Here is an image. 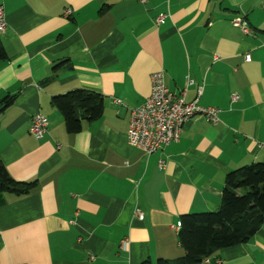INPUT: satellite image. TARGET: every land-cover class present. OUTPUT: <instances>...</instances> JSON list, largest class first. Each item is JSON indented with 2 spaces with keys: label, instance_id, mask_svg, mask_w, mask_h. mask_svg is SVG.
<instances>
[{
  "label": "crops",
  "instance_id": "crops-1",
  "mask_svg": "<svg viewBox=\"0 0 264 264\" xmlns=\"http://www.w3.org/2000/svg\"><path fill=\"white\" fill-rule=\"evenodd\" d=\"M0 5V107L13 96L0 110V160L15 180L36 181L28 194H0V264L184 255L180 216L215 211L227 172L264 163V0ZM159 70L169 92L217 108L218 120L194 115L177 140L148 154L128 143L129 114ZM78 88L100 93L103 113L69 133L51 99ZM35 114L47 119L40 138L29 132ZM198 264H264V221L246 243Z\"/></svg>",
  "mask_w": 264,
  "mask_h": 264
},
{
  "label": "trees",
  "instance_id": "trees-1",
  "mask_svg": "<svg viewBox=\"0 0 264 264\" xmlns=\"http://www.w3.org/2000/svg\"><path fill=\"white\" fill-rule=\"evenodd\" d=\"M5 57L0 41V59ZM12 101L13 96L6 97L0 110ZM51 104L61 112L67 132L76 133L81 130L83 120L101 117L104 99L98 92L78 88L52 97ZM35 186V180H15L0 160V194L25 195ZM263 221L264 163L257 162L226 173L222 198L215 211L180 216L178 241L184 255L174 259H146L139 264H198L222 249L246 243Z\"/></svg>",
  "mask_w": 264,
  "mask_h": 264
},
{
  "label": "built area",
  "instance_id": "built-area-1",
  "mask_svg": "<svg viewBox=\"0 0 264 264\" xmlns=\"http://www.w3.org/2000/svg\"><path fill=\"white\" fill-rule=\"evenodd\" d=\"M66 12L69 14L70 9ZM160 14L156 22H160ZM232 23L244 33L250 29L245 20L233 18ZM6 29L4 11L0 5V33ZM249 60V56H246ZM189 82V81H188ZM192 83V82H189ZM218 109L203 107L196 100L187 102L184 93L173 94L169 92L163 82L161 70L150 74V92L144 102L130 109L127 140L131 146L139 147L146 153H152L168 143L179 138L185 122L194 115H204L212 122L218 120ZM47 119L41 114H35L30 119L29 132L37 138L45 133ZM138 218H142L140 210H136ZM179 225V224H178Z\"/></svg>",
  "mask_w": 264,
  "mask_h": 264
}]
</instances>
